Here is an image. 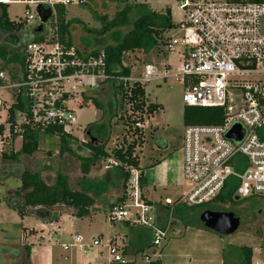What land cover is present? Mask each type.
I'll return each instance as SVG.
<instances>
[{"label":"built area","instance_id":"2783aa9c","mask_svg":"<svg viewBox=\"0 0 264 264\" xmlns=\"http://www.w3.org/2000/svg\"><path fill=\"white\" fill-rule=\"evenodd\" d=\"M11 3H26L34 10L44 4L52 10V16L38 40L23 46L22 66L15 71L13 83L0 69V89H15L11 105L5 107L0 102V154L16 134L21 140L22 126L41 132L56 129L77 139L72 132L82 134L86 129L76 126V109L83 106V96L112 78L105 72L102 51L84 55L73 44L60 42L54 7L81 0H0V4ZM175 4L180 19L172 22L162 47L177 55V65L146 64L142 75L130 84L128 78L120 77L118 81L125 88L134 83L144 88L151 81L172 78L183 87L185 107L221 109L222 122L184 126L180 149L182 176L189 186L186 193L175 199L165 197L159 210L142 195L138 172L131 170L124 202L108 210L109 222L148 229L150 248L132 253L126 252V240L121 236L84 243L81 236L72 235L70 244L61 245L64 251L71 247L86 256L92 249L103 248L106 264H154L155 252L171 229L175 206L197 207L212 202L232 181L237 200L264 197V140L259 136L264 127V1L176 0ZM35 18L38 20L35 12L31 14L26 7L25 23ZM18 96L25 101L24 106L13 110L9 121V109ZM127 111L131 114L128 106ZM142 117L146 119L145 114ZM234 125L244 132L239 141L226 138ZM134 127L143 129V124L135 123ZM108 163L115 165L111 160ZM46 223L52 227L55 222Z\"/></svg>","mask_w":264,"mask_h":264},{"label":"rangeland","instance_id":"374dc122","mask_svg":"<svg viewBox=\"0 0 264 264\" xmlns=\"http://www.w3.org/2000/svg\"><path fill=\"white\" fill-rule=\"evenodd\" d=\"M81 1L82 3H67L65 6L64 18L65 22L68 23V34H77L76 42L80 45L93 46L100 44V42L103 44L104 41H108L110 44L115 43L121 36L123 28L115 26L109 34H100L104 23L103 19L106 18V15L105 17L101 15L100 8H103V3H107V1L119 3L121 0ZM133 2L146 4L147 7L156 12L169 9L173 23H177L180 19L175 0H127V3ZM114 5L111 4L110 12H107L109 23L118 13L113 12ZM24 9V6L20 4H8L7 16L11 22L23 24L24 30H30L38 24V20L35 18L30 24H26ZM28 9L31 14L35 12L34 6H30ZM26 34L29 33H25V37ZM14 43H17L15 35L0 31V46L10 49ZM161 49H163L162 46L148 53L135 50L123 54L121 65L129 69V84L142 75L143 67L146 64L157 67L165 65L174 67L177 65V55L165 52L164 49L160 51ZM95 90L96 88L87 96H83L85 97L83 106L76 109V126L88 128L99 121L101 112L95 108L90 98L99 91V89ZM14 92L15 89L13 88L0 89V102H3L5 107L13 102ZM144 92L147 103L158 104L161 110L145 119L144 141L141 146L136 148L135 153L139 157V168L144 173L147 190L146 200L158 203L165 197L175 199L180 194L186 193L189 187L188 183L182 179L180 172L182 160L180 137L184 129L182 112L185 107L182 102L183 87L172 78H168L164 81L149 82L144 86ZM125 109L127 106H123V108L118 106L116 117L111 120V131L105 146L107 153L121 144L123 137H125L122 121L119 120ZM72 133L78 138L67 140L63 147H60L59 136L40 137L39 150L32 156L34 161L29 164H26L23 157L18 154L21 140L17 136L20 134L14 136L11 144L5 146L3 152L12 151L15 153L17 161L11 163L12 165L21 169L24 167L33 168L40 178L52 188H55L57 177L60 175L66 178L67 185L72 192L82 191L88 196H92L93 206L88 210V216L94 214V220L88 218L76 220L72 216L75 212L63 216L57 222L58 228L65 232L63 234H68L71 231L79 233L83 237L84 243H89L99 231L106 233V235L117 232H119L118 235H122L118 226H113L108 220H104L106 218L104 214L105 205L116 200L121 192V181L115 175L114 170L110 168L109 160L96 163L90 167L88 174L83 173L82 159L90 156L85 147V142L89 141V138L85 136V131L81 134L74 130ZM125 138L128 142L131 141L129 135ZM98 143L101 144V139H98ZM155 162L157 163L154 164ZM34 163H36L35 166ZM18 187H20L18 178L9 177L0 181V264H20L17 255L11 252L17 251V254L23 257V247L28 246L27 244L38 246L41 237L47 245L56 247L54 251L56 260L53 259V264H64L60 257H57L58 254H61V250L60 244L56 241V233L53 231L56 226L50 227L37 217L26 215L20 217L17 212L6 206L4 201L6 193ZM204 208L200 207L193 212L186 211L181 215L171 216L175 225L168 231L166 240L155 252L157 263L220 264L222 249L227 245H232L251 248V264H264V197L242 198L237 201L236 205L227 203L218 207L213 206V209H219L220 212H231L239 218L240 225L237 231L230 236H218L208 230L194 226L184 227L183 222H187V220H191V223L196 220L200 225L199 215ZM37 212L41 214L45 211L38 210ZM51 214L56 216V213ZM70 223L74 224L71 229ZM23 233L27 234L26 242L22 240L24 238ZM10 238L19 240L15 241ZM4 250L9 253H5Z\"/></svg>","mask_w":264,"mask_h":264},{"label":"trees","instance_id":"16d2710c","mask_svg":"<svg viewBox=\"0 0 264 264\" xmlns=\"http://www.w3.org/2000/svg\"><path fill=\"white\" fill-rule=\"evenodd\" d=\"M227 1L231 3H261L264 0ZM119 5L122 8L118 11L116 17L110 23L104 18V23L99 32L100 34H105L115 26L123 28L121 36L115 43L105 45L100 49L106 57L105 72L112 78L100 83L96 88L99 89L97 94L94 97H90L95 108L101 112V116L97 123L85 129V133L86 130H89L90 136L96 139V142H85V147L89 151L90 156L82 159V171L85 174H88L90 167L96 163L106 160H111L115 163V165H110V168L114 170L115 175L121 181V192L114 202L106 203L104 209L106 219L108 210L113 205L124 202L126 198V184L130 178L131 170L138 172L139 189L142 195L145 194V178L143 171L139 168V157L135 153L136 148L143 144L144 134L143 129L135 128L134 124L142 123L144 125L145 119L142 117L143 114L148 118L161 110L160 105L147 103L143 87L134 83L131 87L125 88L122 82L118 81L120 77H129V69L121 65V58L123 54L135 50L148 53L153 49H158L166 43L168 39L167 34L173 28L171 11L169 9L155 12L150 10L146 4L127 3V0H121ZM7 6V4H0V31L16 36L23 34V24L13 23L9 20L6 12ZM54 12L57 18L60 42L71 44L69 41H65V36L68 33V24L64 21V6H55ZM37 40L34 39L33 41ZM98 51L95 50L92 54H96ZM16 64L22 66L21 60L17 55V50L13 46L10 49L0 46V68L6 66L12 69ZM24 102L23 98L18 96L17 103L9 109V121L12 120L13 110L22 109ZM118 106L120 108L128 106L131 109V114H128L127 109H125L122 112L123 115L119 117L125 130L124 136L128 137L129 135L131 141L128 142L123 137L121 144L115 146L107 153L105 152V146L111 131L110 123L112 118L116 117ZM222 118V110L217 108L184 107L182 112V123L184 126L218 125L222 122ZM22 128L18 154L23 157L26 164L34 161L32 156L39 150L40 137L45 138L57 135L59 136L60 147H63L67 140L72 139V137L56 129L41 132L29 126H22ZM259 136L264 140V127L259 130ZM98 139H101V144L98 143ZM16 161L17 155L12 151L0 154V181L9 177H15L20 180V187L15 190H9L4 197L6 206L10 210L17 212L20 217L26 215L37 217L41 221H52L55 223L58 221L60 215L65 213L72 214V212H75L73 215L77 218L88 215V210L93 206L92 196H88L82 191L72 192L67 185L66 178L60 175L57 177L55 188H52L40 178L33 168L24 167L21 169L11 164ZM35 165L36 163H34ZM231 184L226 186L221 194L212 202L197 207L178 205L173 208L172 215H181L186 211L193 212L200 207H205L202 211H220L219 209H213V206L218 207L227 203L236 205L238 201L235 200L234 195L236 185L233 181ZM164 209L168 212L167 207ZM38 210L45 212L40 214L37 212ZM51 213H56V216ZM195 221L191 223V220H187V222H183V225L184 227L194 226L202 228L201 224L198 225L197 221ZM109 223L113 226H118L123 237L127 239L126 252L142 253L150 248L151 233L148 229L130 226L126 222L120 224ZM174 225L175 222L172 220L171 229ZM13 240L17 241V239ZM23 250V257H20L17 251L11 253L17 255L18 263L30 264V248L24 246ZM4 251L5 253H9L7 250ZM251 258L252 249L247 246L227 245L221 252V264H251Z\"/></svg>","mask_w":264,"mask_h":264},{"label":"crops","instance_id":"0c3cea01","mask_svg":"<svg viewBox=\"0 0 264 264\" xmlns=\"http://www.w3.org/2000/svg\"><path fill=\"white\" fill-rule=\"evenodd\" d=\"M21 1L29 2V1H32V0H21ZM34 1H39V0H34ZM111 4H115L113 6V10H114L113 12L116 11V13H117L122 8V6L119 5L120 2L119 3H113V2L107 1V3H103V8H100V13L104 17L106 15V18L105 19H108L107 12L108 13L110 12V5ZM20 5H23L24 8H26V7L28 8V7L32 6V5H27L26 3H20ZM105 5H108V6H105ZM64 8H65V6H64ZM150 10H152V9H150ZM152 11H154V10H152ZM64 21H65V18H64ZM68 32H69V28H68ZM80 32H81V28H80ZM109 32L110 31L106 32V34H109ZM22 33L23 34H21V35L20 34L17 35V36L15 35V37L18 38V37H20L22 35H25V33H29V34H26V35H28L29 41H33L34 39H38L40 37L39 33H36L34 31V28H32L30 30H23ZM76 35L74 33H72L71 35H69V34L66 35L65 36V41H69L71 44H73L76 47V49L78 50V52H80L81 54H84V55L89 54V53H92L95 50H99L100 51V49L103 46L110 44L108 41H104L103 44H102V42H100V44L93 45V46H90V45H80V44H77V42H76ZM13 47L17 50V55L20 58L21 64H22V54L21 53H22V48L23 47H19L18 46V43H16V44L14 43ZM4 68H6V67H4ZM4 68H0V69L3 70L6 73V75L8 76L9 83L10 84L13 83L14 82V77H15V71L18 68H21V66L19 64L18 65L16 64V65L13 66L12 69H10L9 67H7L6 69H4ZM97 90L98 89H96L95 91H97ZM143 127H144V125H143ZM156 163L157 162H155L154 164H156ZM180 172H181V176H182V160H181ZM143 176H144V173H143ZM182 179H183V176H182ZM146 193H147V190H146V192L144 194L145 197H146ZM163 199L160 200L158 203H152L150 201H148V202L154 204L155 206L158 207L159 210H161V209H163V205H162ZM67 215H71V214L65 213V214L60 215L58 221L61 220V218L63 216H67ZM93 215L94 214H92L90 216L87 215V216H84L82 218H77V217H75L72 214V216L75 217L76 220H78V219H82L83 220L85 218H88L89 220H94V216ZM104 220H107V219L105 218ZM43 222H45V221H43ZM57 222L54 223V226H56V228H55V230L53 229V231H54V233H56V236H57V240L56 241L58 242V244H60L59 247H60V250H61V254H58L59 256H57V257H60L61 262H63L64 264H106L107 257H106V254H105V250L103 248L92 249V250H90V252L86 256H81L80 254H78L75 251V249H73L71 247L68 250L64 251L61 248V245L62 244H65V245L70 244L71 243V236L72 235H79V233L77 234V233H74V232L71 231L68 234L67 233L66 234H63L65 232L62 231V230H60V228H58V223ZM69 227L71 229L72 227H74V224L73 223H70L69 224ZM118 233L119 232L114 233V234H107L106 235V233L99 231V232H97L92 237L91 240L96 239V238H99L101 240H105L106 238H109L111 236H118V237L121 236V237H123V234L122 235H118ZM23 234H22V236L24 237L23 238V241L26 242L27 234H24V235ZM62 234H63V236H62ZM79 236H81V235H79ZM10 239L13 240L12 238H10ZM82 239H83V237H82ZM17 240H19V239H17ZM125 240L127 242V239H125ZM27 245L30 248V256H29V262H30V264H53V259L55 258L54 257L55 256L54 255V251H55L56 247L47 245L46 244V241L43 239V237H41L40 243H39L38 246H33L32 244H30V245L27 244ZM55 260H56V258H55ZM154 264H160V263H157L156 262ZM220 264H221V262H220Z\"/></svg>","mask_w":264,"mask_h":264},{"label":"water","instance_id":"95a60500","mask_svg":"<svg viewBox=\"0 0 264 264\" xmlns=\"http://www.w3.org/2000/svg\"><path fill=\"white\" fill-rule=\"evenodd\" d=\"M35 14L38 17V24L34 27L36 33H42L44 26L52 16V10L44 5L38 4L35 7ZM86 136L90 142H94L95 139L90 136L89 130H86ZM243 130L238 125H234L227 133L226 138L234 141H239L243 137ZM237 200V198H235ZM199 222L203 229L208 230L218 236H230L234 234L239 225V218L231 212H220L205 210L199 215Z\"/></svg>","mask_w":264,"mask_h":264},{"label":"flooded vegetation","instance_id":"af4514ba","mask_svg":"<svg viewBox=\"0 0 264 264\" xmlns=\"http://www.w3.org/2000/svg\"><path fill=\"white\" fill-rule=\"evenodd\" d=\"M27 42H29L28 35L26 37L24 35H22V36L17 38V43L20 47H23Z\"/></svg>","mask_w":264,"mask_h":264}]
</instances>
